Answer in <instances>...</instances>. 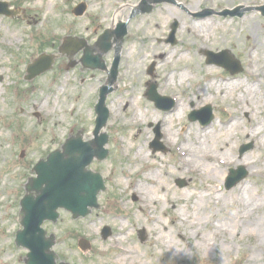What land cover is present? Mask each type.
Returning a JSON list of instances; mask_svg holds the SVG:
<instances>
[{
	"label": "rangeland",
	"instance_id": "374dc122",
	"mask_svg": "<svg viewBox=\"0 0 264 264\" xmlns=\"http://www.w3.org/2000/svg\"><path fill=\"white\" fill-rule=\"evenodd\" d=\"M0 1L8 2L10 8L19 10L14 17L0 15V34L4 32L13 33L12 27L23 31L17 34L20 39L17 44L8 48H0L2 52L0 57V129H2V133H6L5 140L0 138V183H3L4 177H8L3 195L0 196V264H24L23 256L27 251L22 248H15L14 244H12L14 243L15 231L19 227L17 211L20 209L19 200L24 194V184L30 177L29 175L33 174L32 167L34 164L41 157L44 158L50 151L60 148L70 131L73 134L81 131L83 141L93 139L91 133L94 129L95 120L94 105L98 99V90L104 84V80L107 79L106 73L101 70L82 69L80 64L69 67L68 65L71 61L80 59L82 52L68 58L65 54L58 52V47L61 44L59 41L64 35H77L76 27L79 22H82V26L89 25L91 32H99L96 37L108 27L102 26L101 30L96 28L99 17L89 13L90 0H54L51 4L57 6L51 7V14L54 15L53 20L50 19V16L47 19L45 17L47 0L39 2L38 7H34L37 0ZM80 1L86 4V11L79 17L75 16L71 10ZM98 1L99 4H95V7L99 11L110 12L111 16L117 9L125 5L130 6L133 4L138 6L140 2V0ZM174 2L177 5H172L168 2L153 5L149 13L137 14L126 25L127 34L123 39L119 66L117 68L118 78L121 76L123 79L116 81L114 92L110 93L105 100L109 116L106 121V127L101 132L108 136V142L105 145L108 155L106 159L98 162L93 160L88 165L89 168L101 174L106 189L98 195L100 208L93 209L90 215L73 219L71 213L60 210L56 223L48 221L43 223V228L46 232L54 233L56 236V244L53 250L58 255L59 260L70 264H116L112 262L111 254L113 249H109V244L110 239L119 229H122L121 235L126 236V241H121L119 244L135 245L139 259L145 262L152 261L154 264H243L248 261L246 257L249 253H254L248 248L252 246V249L254 248V244L251 243L253 239L247 241L245 237L243 240L238 241L234 237L233 232L237 229L239 232L243 231V225L239 222L241 224L240 227L235 229L229 227L231 232L228 234V238L232 248L229 253L221 255V247L225 242L220 240L218 243L220 247L217 250L213 249L211 250L213 253L202 256L201 251L197 248L194 250L190 249L189 245H195L198 239L194 232L182 236L176 234L173 231V227L169 226L170 236L180 246L185 247L184 249H187L188 253L182 260L177 261H175L176 259L173 256L165 257L164 254V256H160L152 246L148 226L151 228L155 227V230H161L156 226L153 216L156 217V213L160 212L159 208L161 206H163L164 210H167V216L171 214V211L168 205L165 206L161 200L158 204H151L144 209L140 206L141 202L138 199V194L133 190V184L137 181L142 183V173L153 169L148 163H151L153 161L152 157L158 153L165 171L168 172L167 175H163V183L172 189L171 196H177L192 190L196 191V188L202 186L203 183L217 187V191L220 194L221 192L228 193L238 184L243 183L248 184L254 193L258 192L264 198V170L256 168L254 172L258 171V173L254 174L246 164H241L246 158L262 160L264 156V151L258 152L255 149L254 140L243 134V131L248 129V126L253 125V119L249 113L245 112L241 115L240 128L232 131L230 145L228 144V147H226V154L241 162L228 166L225 169L224 178L217 177V179L201 181L193 174L176 172V154L162 141L163 132L171 133L172 135L174 130L180 134V131L184 127L187 128L189 124H200L199 121L190 122L187 118L193 109H200L205 104L211 105L213 114L211 123L218 122V118H226V106L231 111L237 110L234 105L236 100L231 98V96L219 100L207 97L208 100L203 101L198 106H195L192 101L188 102L186 103L187 109L184 112L182 122L175 120L174 128L170 132L165 127L164 121L161 120L162 114L168 111L156 109L153 102L144 96L147 88L145 83L149 81L157 84V92L160 95L169 96L172 94L180 99H185L191 90V86L196 84L194 81L178 84L177 79H175L174 84H171L172 86L162 91L161 84L165 76L170 72V67L163 66L161 68L157 66L167 56L165 52H162L160 46L170 50L177 48L176 50L185 51L184 54L189 56L185 59L188 62L187 65L194 63L193 65L197 67L198 71L205 67H212L223 71V76H231L232 74L220 66L206 64L205 56L201 54L204 49L215 53L227 50L241 69L239 73H235L232 76L244 77L248 68L246 51L251 43L260 42L261 32L264 35V17L255 8L237 10L236 7H260V5L264 4V0H174ZM197 3H200V5L195 10H190ZM41 6L42 8L39 9ZM160 8L171 9L177 15L167 20L160 19L161 15H158ZM204 8L214 12H209V15L205 17L194 16ZM224 9L232 12L222 14ZM131 10L129 9L126 12L125 20H128ZM165 12L163 13L165 14ZM244 16L249 17V19L253 18L251 19L253 26L248 21L242 22L239 20ZM163 17H167V15H163ZM141 18H143V21H140ZM188 18H212L219 22L224 20L226 21L225 30H227V33L224 34L223 30L218 28L210 34L211 37L208 39L207 45L204 46L197 42V38L186 27L181 29L182 23ZM174 21H177L178 27L175 32L176 42L172 45L167 43L166 39L171 31V23ZM55 26L59 27L57 29L59 36L54 34ZM254 27L256 32L252 31ZM96 37H94L93 43L97 39ZM214 41H218L220 43L219 46L215 47ZM44 42L46 43L44 44ZM210 43L214 47L210 46ZM41 52L53 54L54 62L51 70L49 69L33 80L24 79L26 65L31 63L35 56L40 55ZM113 54L114 50L111 49L102 57L108 70L113 60ZM143 56L145 58L141 59ZM257 59V62L264 66V47L257 55ZM153 62H155V68L151 76L148 74V69ZM200 74L196 77V80L202 79ZM64 77H69V87L72 89L69 94V104L55 110L53 109V111V97L51 96L48 105L44 109H40L38 106L40 99L51 93L52 89L55 88L54 86L57 83L60 84ZM262 81L263 86L259 91L264 92V80ZM248 83L250 82L247 80L245 84ZM131 86H135L137 90L136 101H141V107L148 108V110L154 111L155 114L157 113L156 120H153L151 115H148L132 127L125 125L123 121L132 115V111H130L131 109L125 101L126 95L124 92L129 90ZM85 91H87V95L84 94ZM175 106L171 109H174ZM112 108L117 109V116L111 110ZM158 123H160L159 127L162 135L159 141H161L165 150L153 153L150 144L155 138L153 130ZM210 124L205 126H210ZM177 138L178 135L175 139ZM179 138L181 139V135H179ZM249 143H252L251 149L240 154L238 147ZM134 144L144 146L146 151L151 154L148 159L150 161L133 164L131 168H134V166L136 168L133 169V173L127 176L125 170L131 165L129 163L131 152L133 151H127L123 155L120 150L122 145L133 147ZM22 150L24 151V156L20 157ZM238 166L244 167V171H241V173L244 172L243 175L245 177L227 190L225 183L229 170L231 168L234 171H238ZM122 177L126 179L124 184L122 183ZM178 180L184 181L185 186L179 187ZM133 197L136 199L133 200ZM225 200L221 199V201H218L219 203L212 207L210 214L205 213L202 218L207 221L212 214V217L216 219L227 217L231 211L227 208L231 199ZM148 210H151L149 216H152V219L148 216ZM162 220L166 221L164 215H162ZM105 225L111 228V234L102 239L101 228ZM161 225L160 223L159 226ZM201 228L203 231L206 230L204 225ZM141 229L145 230L143 242L138 238V231ZM82 238H87L90 244L89 248L83 251L80 250L77 244L78 240ZM262 243L257 249L258 264H264V241ZM107 249L108 251H106Z\"/></svg>",
	"mask_w": 264,
	"mask_h": 264
},
{
	"label": "bare ground",
	"instance_id": "6f19581e",
	"mask_svg": "<svg viewBox=\"0 0 264 264\" xmlns=\"http://www.w3.org/2000/svg\"><path fill=\"white\" fill-rule=\"evenodd\" d=\"M41 1L42 0H37L34 7H38V3ZM53 1L54 0H47V8H45L46 19L49 16L52 20L54 18V15L51 14V7H56L57 5L51 4ZM90 1L89 12L97 13L96 16L99 17L96 28L102 27L104 24H111L114 26L117 22L125 19L126 12L133 6V4L131 6H124L123 8L116 10L111 16L110 12L99 11V9L95 7V4H99L98 0ZM198 5H200V3H197L195 7H191L190 10H195ZM41 8L42 6L39 9ZM158 12V15H161L160 19L163 20L170 19L177 15L171 9L166 8H160ZM163 12H165V14ZM163 15H167V17H163ZM251 19L253 18L251 17L249 19V17L244 16L239 20L242 22L248 21V23L253 26V21ZM140 21H143V18H141ZM225 24L226 21L224 20L219 22L212 18H188L182 23L181 29L186 27L187 30L197 38L199 44L206 46L208 39L211 37L210 34L213 31L221 28L224 34L227 33V30H225ZM55 27L54 34H57V29H59V27ZM11 30L13 33L4 32L3 34H0L1 49L13 46L20 41L17 34L22 33V29L12 27ZM76 31L78 36H81L86 40H91L94 35V33L90 31L89 25L82 26V22L78 23ZM252 31L256 32V28L254 27V30ZM260 35V42L251 43L246 51L248 68L245 72L246 75L242 78L234 77L232 75L223 76V71L212 67H205L198 71L196 69L197 67L193 65L194 63L187 65L188 62L185 59L189 56L184 54L185 51L180 49L176 50L177 48L170 50L166 47L160 46L162 52H165L167 56L164 61L162 60L163 62L158 63V67H170V72L165 76L161 84L162 91L167 90L168 87L172 86L171 84H174L175 79H177L178 84L192 81L197 84L191 86V90L185 99L179 98L177 100V105L174 109H169L167 113L162 114L161 120L164 121V125L168 128V131L172 132L175 120L182 122L184 112L187 109L186 103L188 102L192 101L195 106H198L203 101L208 100L207 97L219 100L231 96V98L236 100L234 105L237 107V110L231 111L226 106V118H218V122H212L210 126L191 123L187 128H183L184 133L183 129L180 131V134L173 130L172 135L174 137L171 133H165L164 140L162 141L177 153L176 172L193 174L201 181L217 179V177L224 178V172L228 166L241 162L237 159H233L231 155H227L226 147H228V144L230 145L232 131L240 128L239 121L241 120V115L245 112L252 116L253 125L248 126V129L243 131V134L248 135L254 140V147L258 152L264 151V92L259 91L263 86L262 80H264V66L257 62V55L264 47V35L262 32ZM45 43L46 42H44V44ZM213 43L215 47L220 44L218 41H214ZM209 45L214 47L212 43ZM1 55L2 52L0 51V57ZM143 58H145V56L141 59ZM199 74L202 75V79L196 80V77H198ZM247 80L250 83L245 84ZM68 81L69 77H64L60 81V84L55 85V88L52 89L51 93H48L43 99H40L39 108L44 109V107L48 105L51 96L53 97L52 110L67 106L69 104V94L72 92ZM136 92L137 90L135 86H131L129 90L124 92L126 95L125 101L129 105V108L131 109L130 111H132V115L123 121L128 127L136 125L148 115H151L153 120L157 119V113L155 114L154 111H150L148 108H142L141 101H136ZM84 94L87 95V91H85ZM111 110L116 113L117 116V109L112 108ZM177 135L178 138L175 139ZM179 135H181V139L179 138ZM0 138L3 140L6 139V133H2V129H0ZM131 150L133 151L131 152L132 154L129 163L131 165L125 170L127 176H129L130 173H133V169L136 168L135 166L134 168H131L133 164H136L137 162H149L150 160L148 159L151 156L143 145L138 144H134L133 147L122 145L120 151L125 155L127 151L129 152ZM152 158L153 161L148 164L151 165L153 171L151 170L142 173V183L137 181L133 184V190L138 194L141 201L140 206L144 209L151 204H158L161 200L164 202L163 204H165V206L168 205L171 211V214L167 216V210H164L163 206H161L159 208L161 213H156V217L153 216L156 226L161 230H155V227L151 228L148 226L152 246L157 250L158 254H160V256L165 255V257L173 256L176 259L175 261L182 260L187 256V249L180 246L179 243L170 236L171 233L169 231V226L173 227V231L176 234L182 236L194 232L198 239L195 245L189 246L190 249L194 250L197 248L201 251L202 256L208 255V253H213V251H211L213 249L217 250L218 247H220V244H218L220 240L225 242V245L222 244L221 247V255L229 253L232 250L228 238V234L231 232L230 228L235 229L242 224V232H239L238 229L233 232L235 239L240 241L246 237L247 241L253 239V242L251 243L254 244L253 249V246L248 247L250 250L254 251V253H249L246 257L248 261L243 264H258L257 249L264 241V200H262L264 198L258 194V192L254 193L248 184L243 183L238 184L228 193L221 192L220 194L219 191H217V187L203 183L202 186L196 188V191L192 190L177 196H171L170 193L172 189L163 183V175H167L168 172L165 171V168L160 161L161 157L156 153ZM241 164H246L251 168L252 173L256 168L264 170V156L262 160L246 158ZM257 173L258 171L254 172V174ZM3 180V183H0V196L3 195V190H5L4 186L7 183L8 177H4ZM125 182L126 179L123 178L122 183L124 184ZM221 199H231L229 200L227 207L231 210L229 214L231 216L229 217L228 215L227 217H219L216 219L215 217H212V214L207 221L204 220L202 215L205 213L210 214L212 207L216 206ZM150 212L151 210H148V216ZM162 215L165 216L166 221L162 220ZM149 218L152 219V216H149ZM160 223L162 224V227L159 226ZM202 225L205 226V231L201 228ZM121 232L122 229H119L112 239H110L109 249H115L112 253V262L116 264H154L152 261L145 262L140 260L135 245H120L119 243L121 241H126V236H122ZM106 251H108V249Z\"/></svg>",
	"mask_w": 264,
	"mask_h": 264
},
{
	"label": "water",
	"instance_id": "95a60500",
	"mask_svg": "<svg viewBox=\"0 0 264 264\" xmlns=\"http://www.w3.org/2000/svg\"><path fill=\"white\" fill-rule=\"evenodd\" d=\"M8 5L5 3H0V13H6L7 15H14V12H9L7 10ZM84 5H80L75 9L77 14H81L84 10ZM263 11L264 8H260ZM151 10V6L142 4L139 8V12H148ZM227 11L224 13L226 14ZM205 13H202V15ZM175 26V25H174ZM112 32H107L103 35L97 44L100 49L98 55L92 54V48H84V56L81 60L84 67L88 68H100L104 69L103 61H101V56L104 52L108 50L109 39ZM116 40L119 44L116 47V51L119 50V45L121 44L124 36L123 26H119L116 34ZM84 41H79L78 39L66 38L64 44L61 46V52L67 54L71 52H76L80 50ZM227 56V51L221 52ZM212 59H208V62H214L215 55L205 52ZM117 57V52H116ZM115 57V58H116ZM228 57V56H227ZM44 60H41L43 59ZM40 60H37L34 65L29 68L28 78L33 75H37L40 72L51 67L53 57L45 56ZM218 62V61H217ZM45 64V65H44ZM225 67L230 66L229 61H220ZM40 65H44L41 66ZM117 58L114 61L111 77L108 79L109 85L103 86L100 91V99L95 109L98 114L96 120L95 135L96 139L89 143L80 145L81 136L78 134L76 137H71L64 145H62L63 152L55 151L47 156L48 161H40L36 167H34L37 178H32L26 186V194L22 200H20L21 210L20 225L23 226V230L16 232V243L18 245L26 246L30 252L26 258V264H55L56 256L50 251V247L54 244L53 236L48 238L45 237V231L40 228L44 220L49 219L51 221H56L58 217L57 209L63 208L65 210L71 211L73 217L87 215L92 207L98 208L97 194L100 190L104 189L101 177L99 174L88 170L86 166L90 161L97 157L98 159H103L107 155V151L103 149L104 143L107 142V137L105 135H99L100 128L105 125L107 112L105 110V98L108 92L111 91L110 85L115 81ZM151 73L152 70L150 69ZM146 95L148 99L154 100L158 107H163L161 104L162 99L155 92V85H148ZM168 107H163V109H168ZM209 109V108H207ZM193 119V118H192ZM209 117L203 121V123H208ZM251 145H244L240 147V152H244L249 149ZM241 176L237 177L230 185L234 184ZM179 186H184V182L179 183ZM32 192L35 195H32ZM143 238V234H141ZM85 242H81L82 247L85 248ZM65 264V263H62Z\"/></svg>",
	"mask_w": 264,
	"mask_h": 264
}]
</instances>
